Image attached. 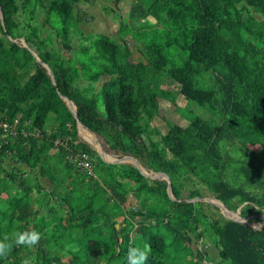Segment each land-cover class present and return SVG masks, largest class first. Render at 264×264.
Listing matches in <instances>:
<instances>
[{"label": "trees", "instance_id": "trees-1", "mask_svg": "<svg viewBox=\"0 0 264 264\" xmlns=\"http://www.w3.org/2000/svg\"><path fill=\"white\" fill-rule=\"evenodd\" d=\"M82 1L0 0V119L15 126L14 133L0 127V204L11 216L52 219L28 227L41 233L30 261L126 264L130 247L149 244L146 264H172L176 254L186 264H264V227L227 218L204 200H184L203 197L192 187L199 180L230 208L241 206L243 216L258 220L264 209V0H131L116 34L85 37L81 50L92 49L90 56L63 55L61 46L74 47L70 31L83 19L76 14ZM9 35L26 37L52 67L57 87L31 50ZM131 39L141 42L146 61L130 59ZM179 51L186 57L173 59ZM165 79L212 112L187 115V125L169 120L168 131L155 138L150 122L159 97L175 96ZM60 93L110 148L167 172L176 199L165 179L131 163L106 162L77 140V120ZM81 151L98 157L94 176L75 161ZM23 164L52 184L42 197L33 191L43 185L30 181ZM131 197L137 206H128ZM205 236L218 259L198 246ZM22 254L13 247L0 264H24Z\"/></svg>", "mask_w": 264, "mask_h": 264}, {"label": "rangeland", "instance_id": "rangeland-1", "mask_svg": "<svg viewBox=\"0 0 264 264\" xmlns=\"http://www.w3.org/2000/svg\"><path fill=\"white\" fill-rule=\"evenodd\" d=\"M131 5V0H122L119 5L115 4L114 0H85L77 4L76 14L81 15L83 17L82 21L76 24L75 26L72 25V29L70 31L71 33V40H73L74 47L70 50H67L66 48H62L61 51L63 55H74L75 51L78 52L79 56L83 58H87V56H90L91 52L93 51L90 49L89 51L83 49L81 50V47L84 45L83 40L87 36H94L97 33L100 32H108L110 34H116L118 30V26L120 25V21L118 20L119 15H125V17L128 15V11ZM113 7V9H111ZM116 9V11L114 10ZM43 9H40V13H43ZM84 12V14H83ZM84 15V16H83ZM45 18L44 14H41L39 16V20L42 21ZM120 19V18H119ZM151 20H154L152 17H150ZM54 40V36H53ZM56 42V40H54ZM80 45V46H79ZM79 46V47H78ZM85 46V45H84ZM129 46L131 48V56L130 59L134 61H146V58L144 57L142 51H141V42H139L137 39H131L129 42ZM55 49L56 46H55ZM178 51V50H177ZM173 59H181L186 57V53L179 51V54L176 56L171 55ZM89 67H93V63L89 64ZM165 88L169 89L171 93L174 96V100H172V97H159L160 101V107L158 114L151 120V128H157L158 132H154L155 138H160L162 134L166 133L169 129V120L174 121L176 123H179L181 125H187L189 122L188 116L199 114L204 117L209 118L208 112L210 111L206 106L199 105L195 101L187 100L182 95L178 93L177 85L173 82L167 81L165 79ZM101 107H102V99H100ZM188 115V116H187ZM52 122V115L50 116L49 123ZM101 140V143H98L97 139L98 137ZM77 140L85 141L89 144V146L92 149L97 148L99 151L103 152L106 156L112 157V158H120L123 157L126 154L118 149H112L110 148L108 142L106 139L97 133H94L92 131L85 130L83 128L80 129V133L78 131ZM91 160L93 163L98 161V157L94 154L92 156L90 155ZM131 161V159H129ZM14 164L12 160L10 162H5V166L10 168V166ZM18 164V163H17ZM19 165V164H18ZM23 168L26 169V171L29 170V167L27 164H23ZM150 171H152L151 168L147 167ZM83 169V168H82ZM93 172L95 173L96 169L94 168V164L92 166ZM89 175L87 169L84 170ZM0 174H2L0 172ZM30 178V181H34L37 177L39 182L43 185V190L33 191L34 196H43L45 190H49L52 188V184L49 182L48 178L41 175V173H38L36 176L34 173H31L28 171V175ZM94 176V175H93ZM96 176V175H95ZM196 179V178H194ZM199 186L201 191L203 192V197L205 198H213L214 195L211 194L207 186H205L201 181H197V183H192V187ZM18 188L17 186H14L11 188V191H16ZM187 190H184V194H187ZM131 200V201H130ZM206 203H211L205 199H203ZM215 201V199L213 198ZM213 204V203H211ZM215 205V204H213ZM38 205H35L37 207ZM128 206H137L136 200L134 197H131L128 201ZM216 206V205H215ZM128 208V207H127ZM206 209H212L210 206H207ZM219 209V208H218ZM8 210V211H7ZM220 212V209H219ZM11 209H6V207L3 204H0V235L3 236L0 238L3 240L5 237H8V242L12 244V248L16 247L15 244V234L17 232H23L29 230V226L32 227L34 223L36 224H48V221L50 222L52 219L48 218L47 214H39L38 216H34L33 218H30L29 216L25 217H17V216H11ZM264 213V209L262 211ZM236 215V214H234ZM259 219L264 220V215L260 214L258 215ZM253 218V219H252ZM250 221L257 220L255 217H252ZM118 220V226L120 227V223L123 221V216L116 217ZM117 225V224H116ZM122 226H125V232L126 230H129L131 232V229L127 227L126 225L122 224ZM51 231H48L47 236L50 235ZM125 232L121 233V236L125 235ZM68 238V237H67ZM202 239V238H201ZM200 239V240H201ZM204 241H199L198 246L202 247L203 249H207L212 259H218L219 256L217 255V249L213 248L212 246H209L207 243L209 242L208 238L205 236L203 237ZM68 241V239H67ZM67 241H63L65 244H68ZM211 245H213L211 243ZM70 246V245H67ZM22 251V257L25 261H28V264H43L42 261L36 262L30 261V251L32 249L20 245L18 246ZM35 247V246H34ZM59 249V248H58ZM19 251V249H17ZM172 264H186L184 261L177 260V254L173 255V259H171Z\"/></svg>", "mask_w": 264, "mask_h": 264}, {"label": "water", "instance_id": "water-1", "mask_svg": "<svg viewBox=\"0 0 264 264\" xmlns=\"http://www.w3.org/2000/svg\"><path fill=\"white\" fill-rule=\"evenodd\" d=\"M0 17H1L2 24L5 27V17H4V13H3V9H2L1 3H0ZM9 38L12 41L18 42L19 44H21V45H23V46H25V47H27L28 49L31 50V52L35 56L36 60L47 69V72L50 75L53 84L57 87V81H56L55 73H54L52 67L46 61H44L38 55V53L29 45V43L27 42L26 37H24V36L12 37V36L9 35ZM60 95L63 98V100L65 101V103L67 104V106L70 108V110L73 112V114H74V116H75V118L77 120V130L80 133V125H84V124L80 120V117H79V114H78V109H77V104L69 96H67L65 94H61V93H60ZM85 127H87V126H85ZM88 129H90V128H88ZM91 131H93V130H91ZM93 132L96 133L95 131H93ZM97 141H98V143H101V140L99 139V137H98ZM95 150L100 155V157L106 162H111V163H131L134 166H136L140 170V172L142 174H144L145 176H147V177H150L152 179H165L167 181V192H168L169 196L171 198H173V199H176V196L174 195V191H173V187H172V180H171V177L169 176V174L167 172L161 171V170H154V169H152V171H150L141 162V160L138 157H136L135 155H133V154H126V155H124L123 157H120V158H107L104 155L103 152L99 151L97 148H95ZM129 159H131V161ZM213 198L215 199V201L213 200ZM213 198L192 197V198H188V199H184V200L196 201L198 199H200V200L205 199V200L215 204L220 209L221 213L227 218L247 223V224H249V225H251V226H253V227L257 228V229H261V228L264 227V221L263 220L254 221L253 222V221H250L251 215L250 216H243L241 214V206H239L237 209H232L222 199H220L219 197H213ZM234 214H236V215H234ZM117 225H119V224L117 223Z\"/></svg>", "mask_w": 264, "mask_h": 264}, {"label": "clouds", "instance_id": "clouds-1", "mask_svg": "<svg viewBox=\"0 0 264 264\" xmlns=\"http://www.w3.org/2000/svg\"><path fill=\"white\" fill-rule=\"evenodd\" d=\"M260 214L264 215V213L262 212ZM252 217L254 216L251 215V218ZM261 220L263 219H258L254 221H261ZM40 240H41L40 232L36 230H27L23 232H17L15 234L14 242L17 246L24 245L31 248L39 244ZM201 240L204 241L203 238ZM11 248H12V244L8 242V237H5L3 240H0V258H6L10 253ZM150 251H151V246L149 244H145L143 248H141L140 246L130 247L126 257V264H146ZM24 264H28V261L27 260L24 261Z\"/></svg>", "mask_w": 264, "mask_h": 264}, {"label": "built area", "instance_id": "built-area-1", "mask_svg": "<svg viewBox=\"0 0 264 264\" xmlns=\"http://www.w3.org/2000/svg\"><path fill=\"white\" fill-rule=\"evenodd\" d=\"M18 119H15L14 123H17ZM0 127L3 128L4 131L6 132H11L14 133V125L8 123L7 121L1 120L0 119ZM90 155L86 151H81L77 153L75 157V161L78 163L79 166H81L83 169H87L89 173H93V162L90 160Z\"/></svg>", "mask_w": 264, "mask_h": 264}, {"label": "bare ground", "instance_id": "bare-ground-1", "mask_svg": "<svg viewBox=\"0 0 264 264\" xmlns=\"http://www.w3.org/2000/svg\"><path fill=\"white\" fill-rule=\"evenodd\" d=\"M83 128L81 125H80V129ZM84 129V128H83ZM105 155V154H104ZM106 156V155H105Z\"/></svg>", "mask_w": 264, "mask_h": 264}]
</instances>
